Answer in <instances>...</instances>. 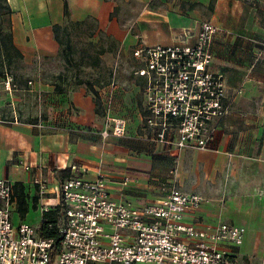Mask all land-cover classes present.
<instances>
[{
    "label": "crops",
    "instance_id": "0c3cea01",
    "mask_svg": "<svg viewBox=\"0 0 264 264\" xmlns=\"http://www.w3.org/2000/svg\"><path fill=\"white\" fill-rule=\"evenodd\" d=\"M53 1L62 14L61 0ZM67 1L76 2L83 18L93 16L103 31L114 36L117 51L124 56L120 68L136 63L129 51L137 44L175 45L183 30L192 29L197 21H211L217 33L209 71L223 75L228 114L214 123V138L207 150H169L141 131L145 78L136 76L135 69L129 77L135 84L123 79L113 92V105L135 101L131 111L119 107L117 116L109 115L127 122L123 137H101L105 128L85 88L57 93L46 85L47 100L52 97L50 106L60 112L57 118L36 124L17 120L15 124L13 116L7 125L0 124V176L13 181L17 200L13 223L38 227L41 209L60 203L58 172L74 166L89 181L102 176L110 200L133 208L164 198L171 186L199 195L203 200L187 219L243 227L245 239L236 249L238 264H250L251 258L264 262V57L256 59L258 42L264 41V0ZM114 9L118 12L110 19ZM69 10L75 15L71 6ZM27 26L25 30H30ZM19 27L13 24V37ZM45 27L39 31L49 48L51 39ZM191 34L188 42H193L196 33ZM13 42L18 51L22 49L20 40L14 37ZM109 82L98 92L101 96L110 94ZM138 95L139 102L133 99ZM102 118L106 121V116ZM173 168L175 176H170ZM126 177L129 182L124 186ZM38 181L48 186L43 196ZM20 198L26 205L24 216L19 214Z\"/></svg>",
    "mask_w": 264,
    "mask_h": 264
},
{
    "label": "built area",
    "instance_id": "2783aa9c",
    "mask_svg": "<svg viewBox=\"0 0 264 264\" xmlns=\"http://www.w3.org/2000/svg\"><path fill=\"white\" fill-rule=\"evenodd\" d=\"M182 32L175 45L137 44L131 51L141 64L134 74L145 78L141 131L169 150H207L214 123L228 114L223 75L209 71L217 29L211 21H197ZM191 32L196 34L188 42ZM258 45L257 60L264 57V41ZM120 55L118 51L109 78L111 91L103 105L106 123H112L109 131L106 127L101 133L105 139L123 137L126 131L127 122L109 116ZM17 120L14 116L12 123ZM70 168V176L57 188L58 239L41 234L43 220L38 227L13 223L15 185L0 176V264H238L236 249L244 242L245 229L189 221L203 200L199 195L171 186L164 198L133 208L110 200L102 176L89 181L78 168ZM175 173L173 168L169 174ZM128 180L123 179L124 186ZM37 184L39 195H45L46 182Z\"/></svg>",
    "mask_w": 264,
    "mask_h": 264
},
{
    "label": "rangeland",
    "instance_id": "374dc122",
    "mask_svg": "<svg viewBox=\"0 0 264 264\" xmlns=\"http://www.w3.org/2000/svg\"><path fill=\"white\" fill-rule=\"evenodd\" d=\"M6 1L11 13L5 9L0 12V119L3 125H7L13 116H16L18 121L28 123L32 121L43 123L57 118L60 112L53 110L50 106L52 97L47 100L49 94L46 92L48 90L46 85L51 86L54 92L59 93L57 89L62 92L65 89L74 90L79 86L85 88L83 84L78 86L77 83L89 82L97 94L107 86L113 62L117 58L118 44L114 36L100 28L98 20L93 16L83 18L81 6L76 2L69 3L75 15L70 14L69 18L65 19L61 11L58 14V7L53 0ZM117 12L118 9H114L111 18ZM81 17L82 19H80ZM36 20L39 21L35 22ZM13 24L20 26L19 32H16L17 35L14 34V37L22 42V49L19 50L22 55L14 52L6 40L2 41V38H7V34L13 35ZM53 24L67 28L72 50L70 63L66 62L54 41L51 33ZM26 26L30 30H25ZM42 26H46V35L51 39L49 48L45 45L47 40L43 31H39ZM41 46H45L49 51L43 50ZM130 53L131 51H129ZM123 57L122 54L119 56V63ZM127 57H131V55ZM140 65V63H134L128 67H119L116 82L125 79L130 81V84L131 82L135 84L131 81L133 78L129 77H133L134 69L136 70ZM99 97L103 106L107 97L104 93L102 96L99 94ZM133 99L139 102L140 95ZM131 102L135 101L126 100L123 105H121L122 103L117 106L113 105L111 112L115 116L120 108H125L129 112L131 111ZM105 116L106 113L103 117L105 118ZM100 123L103 129L107 126L109 131L111 128L112 123H106L102 117H100ZM250 264H259V260L251 258Z\"/></svg>",
    "mask_w": 264,
    "mask_h": 264
},
{
    "label": "trees",
    "instance_id": "16d2710c",
    "mask_svg": "<svg viewBox=\"0 0 264 264\" xmlns=\"http://www.w3.org/2000/svg\"><path fill=\"white\" fill-rule=\"evenodd\" d=\"M62 2V16L65 19H68L70 16V10L68 6V1L67 0H61ZM5 9L8 13H11V9L9 8L7 1L6 0H0V12ZM111 18V15H110ZM51 33L54 38V41L58 45L59 50H61V55L65 58L66 62L70 63L72 61V50L70 46V37L67 32V28L65 26H60L59 24H53L51 26ZM7 38H2V41L8 42V46L16 52L18 55H22L21 52L17 50L13 43V37L12 34H7ZM1 38V37H0ZM1 41V43H3ZM78 86L83 84L86 88V91L89 92V94H92L93 102H94V108H95V113L97 116L102 117L104 116V108L102 107L101 100L99 97V94H97V91L93 87V85L89 82H79L77 83ZM58 92H60L59 89H57ZM32 124H36L35 121L30 122ZM71 174V170H61L58 172V175L60 176V180L63 181L67 179ZM18 209H19V214L21 216H24V213L26 211V205L24 203L23 199H19L18 201ZM60 211V205L54 206L53 208L49 209L47 212L43 214L42 217V225H41V234L46 237V238H55L58 239L56 228H55V223L57 221V217L59 215Z\"/></svg>",
    "mask_w": 264,
    "mask_h": 264
},
{
    "label": "bare ground",
    "instance_id": "6f19581e",
    "mask_svg": "<svg viewBox=\"0 0 264 264\" xmlns=\"http://www.w3.org/2000/svg\"><path fill=\"white\" fill-rule=\"evenodd\" d=\"M36 11V10H35ZM34 15H36V14H34ZM31 18V17H30Z\"/></svg>",
    "mask_w": 264,
    "mask_h": 264
}]
</instances>
